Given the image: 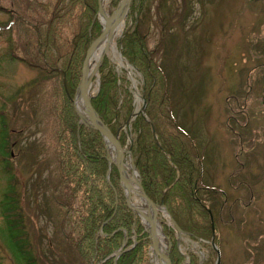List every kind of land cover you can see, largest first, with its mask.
I'll return each instance as SVG.
<instances>
[{
  "label": "rangeland",
  "instance_id": "rangeland-1",
  "mask_svg": "<svg viewBox=\"0 0 264 264\" xmlns=\"http://www.w3.org/2000/svg\"><path fill=\"white\" fill-rule=\"evenodd\" d=\"M58 1L0 0V264H21L8 248L1 215L13 200L17 210L12 215L21 221L26 248L35 264H87L70 242L79 235L75 215L63 213L57 202L67 198L72 207L78 202L71 201L65 185L59 184L60 124L54 112L57 75L34 64L35 40L30 30L23 24L6 27L16 14L30 20L28 24L45 29L53 18L54 7L62 8ZM120 1L106 0L105 10L112 15ZM99 4L102 12L101 0H97L95 14L99 23L97 37L104 25ZM70 18L59 25L54 20L51 26L61 46L71 41L76 29L75 17ZM123 18L122 31L114 38L115 51L102 55L88 96H97L102 75L113 71L129 81L131 115L142 108L146 111L143 77L137 70L141 66L135 59L138 66L127 59L125 45L121 44L126 34L138 31L164 73V81H157L152 91L149 112L157 121V113L163 110L157 91L159 86H165L175 123L190 141L172 130L169 122L158 119L164 124L162 130L174 135L191 159L196 155L200 185L205 187L199 197L209 208L212 220L208 240H194L184 232L179 234L165 210H160V231L164 232L163 226L173 231L186 261L188 252L204 261L212 249L213 258L208 264H264V0H131ZM61 64L57 62L59 69ZM80 80L71 89V101L78 124L85 125L88 117L83 121L75 105ZM121 91L117 90V114L110 123L117 127V133L126 132L121 147L128 152L124 167L132 175L131 148L136 136L131 124L124 121L126 109ZM142 116L146 119L145 113ZM160 117L163 118L161 114ZM101 139L109 166L105 179L109 181L115 166L110 160V143L102 136ZM119 186L122 189L120 180ZM129 196L132 205L140 200L136 194ZM128 208L147 232L139 214ZM125 238L104 260L112 255L117 260L116 253L123 249ZM164 240L168 249V239ZM148 248L149 261L155 264L153 250Z\"/></svg>",
  "mask_w": 264,
  "mask_h": 264
},
{
  "label": "trees",
  "instance_id": "trees-1",
  "mask_svg": "<svg viewBox=\"0 0 264 264\" xmlns=\"http://www.w3.org/2000/svg\"><path fill=\"white\" fill-rule=\"evenodd\" d=\"M58 2L62 8L54 7L53 18L51 22H47L48 26L45 29L39 25L28 24L30 20L16 14L12 15L13 18L6 27L23 24L22 26L30 30L35 40L32 53L34 64L43 66L47 71H53L57 75L58 95L54 112L60 124L57 128L60 143L57 155L59 184L65 185L67 197L71 201L78 199L74 207L67 198L61 199L62 201L57 200L63 213L73 212L79 225L77 239L70 242L87 264H93L92 261L96 259H98L97 264H151L148 234L126 204L115 167L111 168L110 180L105 179L109 166L104 142L100 134L82 123L78 124V117L71 101L74 93L71 89L76 80L77 85L81 78L83 55L97 37L99 26L95 18L97 0H70L68 4H65L64 0ZM71 16L77 21L76 29L73 31L71 41L61 46L56 42V29L51 26L54 20H57L58 25L64 24L67 18L71 19ZM121 44L125 45L127 59H131L132 63L137 65L135 59L141 66L140 68L137 65V70L143 77L142 90L145 94L143 106L147 107L146 111L140 110L138 114L131 115L132 107L129 105L131 92L129 93L127 89L129 81L124 75L120 77L113 71L102 75L101 90L97 96L91 98V105L111 134L116 136L122 145L126 132L117 133V127L112 125L110 120L114 114H117V102L120 98L117 90L123 91V93L121 91L123 94L121 101L126 109L124 121L131 124V130L136 136L133 141L134 147L131 148L133 164L145 195L151 202L164 206L176 226L190 238L208 240L213 231L212 220L209 208L199 197L205 187L200 185L201 171L196 167L197 157L195 155L191 159L176 137L162 130L164 124L158 119L159 116L161 120L169 122L172 130L189 140L175 123L165 86H159L157 91L159 105L163 108L157 113V121L153 117L154 114L149 112L153 101L152 91L156 89L157 81L160 80V83L164 81L161 66L154 59L153 51L145 47L143 37L138 31L126 34ZM58 61L62 63L60 69L57 66ZM102 68L104 69V66ZM102 68L100 71L103 73ZM111 90L112 95L109 93ZM143 113L146 119L143 118ZM4 140H6L5 136ZM5 146L6 144L2 146V151L6 159L8 157ZM9 203L5 212L1 213L8 248L15 260L21 264H35L29 248H26V237L21 221L15 220L12 215L17 210L16 201ZM163 231L169 241L168 255L171 264L200 263L197 255L190 252L187 253L186 261L185 255L178 250L176 239L172 236L173 231L165 226ZM124 238L126 242L117 260H113L115 257L113 255L104 260L115 253ZM209 251L211 255L209 254L202 264H208L213 258L214 251L212 249Z\"/></svg>",
  "mask_w": 264,
  "mask_h": 264
},
{
  "label": "water",
  "instance_id": "water-1",
  "mask_svg": "<svg viewBox=\"0 0 264 264\" xmlns=\"http://www.w3.org/2000/svg\"><path fill=\"white\" fill-rule=\"evenodd\" d=\"M130 2H131V0H121L118 8L116 9V11H114L112 13V17H117L118 15L120 17H124V15L126 13V10L129 7ZM120 10H122V13L121 14L119 13ZM99 11L101 13L100 4H99ZM116 22H119V19ZM112 28L113 27H108L107 26V22L103 25V29L101 31V34L96 39H94L92 41V43L90 44V46H89V48H88V50L86 52V55H85V58H84V61H83L82 77H81V80H80L78 92L81 95L82 103L84 105V109H85V112H86L87 117H88V120H89V123H84V124L85 125H88L89 127H91L94 130H97L101 134V136L103 137V139H104V141L106 143H110V144L113 145V147L115 149V161L114 162L112 161V164L115 166V168L117 169V171L119 173V180H120V183L122 185L123 192L125 193L127 205L134 212L138 213L139 216H140V218L142 219L143 223L145 222V224L148 226L147 227V232L149 234V238H150V241H151V248L156 250L155 245H154V243H155L154 223L156 222V217H157L158 211L161 210V209L164 210V207H160L157 204L152 203L148 199V197L145 195V193H144V191H143V189H142L141 184H140L139 181L137 183L138 186H139V191L138 190H135L134 192H135V194L138 197H140L147 205H149L152 208V212L153 213L151 215V218L150 219H146L143 215H141L139 213V209L136 208V207H134L131 204V202H130V196H129V194H127L125 192V187H127L128 184L126 183V181H125V179L123 177V171H124V155H125V153H128V152L125 151L121 147L118 139L116 137H114L111 134V132L109 131V129L107 128V126L104 125L101 122V120L99 119L96 111L93 109V107L91 105V99L88 96V89H89V86L91 84L92 77L97 72L98 67H99V64L101 63V60L103 58V56H101L99 58V60L97 62V65L94 67L90 78L88 80H85V71H86V65H87V61H88V58H89V54L91 53L92 50H94L96 48V46L98 45V43L101 41V39L103 38V36L105 34H107V32H110L111 33ZM142 111H143V108H142ZM131 168L134 171L133 164H131ZM172 224L174 225V222L173 221H172ZM177 232L180 234L181 233V230L179 228H177ZM155 252L157 253V251H155ZM119 255H120V252H118L116 254V258ZM162 258H164L166 260L167 264H171L168 255H165Z\"/></svg>",
  "mask_w": 264,
  "mask_h": 264
},
{
  "label": "bare ground",
  "instance_id": "bare-ground-1",
  "mask_svg": "<svg viewBox=\"0 0 264 264\" xmlns=\"http://www.w3.org/2000/svg\"><path fill=\"white\" fill-rule=\"evenodd\" d=\"M106 0H101V6H102V12H101V21L103 24L107 22L108 27H113L110 32H107L101 39V41L98 43L96 48L91 51L89 54V58L87 61L86 65V71H85V80H88L92 74L93 68L98 62L99 58L104 54L108 53L109 51L114 52V38L122 31V28L124 26V18L120 17L119 15L117 17H112L104 8V3ZM119 13H122V10L119 11ZM119 19V22H116ZM91 87V84H90ZM75 105L76 108L81 116V119L83 121L87 120V115L84 110V106L82 103V98L79 93H77L76 99H75ZM108 150H109V155H110V160L115 161V152L111 144H108ZM123 177L128 184L127 187H125V192L127 194H135V190L139 191V186H138V175L135 171H132V175H129L128 168L124 167L123 171ZM133 206L137 207L139 209V213L143 215L146 219H150L152 215V209L149 205H147L143 200L140 198V200L136 203L133 204ZM163 212V211H162ZM147 228V225H146ZM154 229H155V249L153 250V256H154V263L155 264H167L166 260L162 258L163 256L166 255L167 252V246L165 243V240L163 238V235L160 231L159 224L156 221L154 223ZM157 251V253L155 252Z\"/></svg>",
  "mask_w": 264,
  "mask_h": 264
}]
</instances>
